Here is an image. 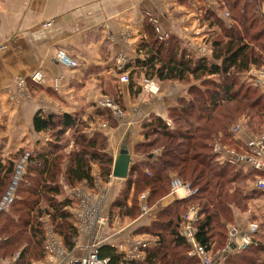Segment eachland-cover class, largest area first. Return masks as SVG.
<instances>
[{"label":"trees","instance_id":"obj_1","mask_svg":"<svg viewBox=\"0 0 264 264\" xmlns=\"http://www.w3.org/2000/svg\"><path fill=\"white\" fill-rule=\"evenodd\" d=\"M241 7L242 10L238 11V15L235 17L238 23L242 24L245 32H241L235 26L222 25V29L225 31L224 36H218L220 32L217 31L213 33V36H216L213 39V36L211 37L210 57L203 55L196 58L185 48H182L177 38L170 39L168 43L160 40L155 26L151 22L145 26L147 36L143 37L137 46V53L140 57L136 56L129 60L121 70L124 72L129 69L130 91L133 90L132 88L135 89V92L139 91V87L135 85V78L142 73L144 77L149 79L178 80L188 83L190 94L196 93L198 96L199 105H195L193 98L189 100L180 99L178 106L169 109L168 115L175 124L179 122L178 120L186 121L189 113H193L199 123L187 125L186 130H182L181 126L172 127L174 123L169 124L160 116H153L150 121L145 123L144 141L137 144L136 148H147L149 149L147 151H151L153 148L162 147V153L154 158L149 157L150 154L154 156L153 152L148 153V158L151 160L149 167L153 171L151 176L141 173L135 178L127 180V183L129 186L134 183L136 187L142 186L143 189L149 186L152 194H155L160 188L166 190L170 174L174 172L184 181H188L191 187H196L197 193L195 195L191 198L177 199L174 204L180 202V205H183L182 212L189 205L199 207L200 215H204V218L194 222V226H196L195 241L207 251L213 248V244H219L220 237L214 238L215 235L219 236V234L213 231L215 229L213 224L216 222L217 227H222L217 221L218 218L220 219L222 216L228 219V203L224 196L227 189H230L228 184L236 180L240 172L236 171V165L226 161L220 162L214 153L207 150L211 138L216 133L220 134L218 133L220 131H226L227 124L218 120L219 114L216 113V110L222 103L224 105L234 101H243L246 107L253 110V116L264 117L262 95H259L257 90L250 86L242 87L235 74V72L247 71L251 64L256 66L263 64L261 56L255 53V48L260 47L264 51V25L260 26L259 20L255 16L247 20L248 5L243 4ZM214 23L212 25H215ZM216 24L220 27L219 19H217ZM213 75H221L222 81L218 83L210 80ZM195 81L201 82L204 87L203 90H205L204 94L203 90L194 84ZM208 85L214 87L215 91L209 100H205ZM195 110H197V115ZM206 111L207 114H205ZM185 114L187 116H184ZM79 122L82 121L76 113L44 115L38 112L33 117L32 125H34L35 131L46 132L55 140L40 152H35V156L29 155V161L33 165L27 168L28 173L26 174L28 176L32 174L30 177L31 184L21 189L19 198L13 200L14 205H12L10 212L0 213V257L11 256L20 249L18 260L24 259L29 246L38 248V250L41 247L37 256H43L45 249L41 239L44 232L42 231V223L39 221L42 214L50 218L53 229L61 234L64 245L70 250L73 249L72 239L77 237L78 231L71 222L72 215L64 209L71 203L70 200L56 198L62 193V185L59 183V179L63 176L64 183L69 186L81 181L91 184L93 180L91 164H99L103 176L108 178L113 161L104 150L106 148L105 143L100 142L102 140L101 134L95 133L89 137L81 130L82 124ZM75 129L79 131V135L74 138L76 139L75 149L64 155L62 151L65 144L62 143L61 137L67 131H74ZM150 135H156V138L150 139ZM66 157L68 164L63 170L62 165ZM13 170V161L10 160L5 164L0 160V198L9 187ZM139 171L138 166L131 165L130 177L134 172L139 173ZM254 172V170H249L244 175L254 174ZM19 188H17L18 191ZM237 192L240 194L241 190L239 192L237 188ZM118 206L122 207L123 205L120 202ZM172 206H168V211L164 210L167 211V214L163 217H168L165 221L158 218L154 222L158 232H152V234L158 237L159 244L153 249L146 250L144 262L153 264L157 262L161 264L186 263L183 254L177 252L179 247L188 245L179 231L182 214L178 211L180 206L173 208L174 212L171 211ZM222 206L224 210L228 211L221 213ZM163 229H166L167 235L162 234L161 230ZM261 250L262 248L258 247L250 251L252 257H248L241 251L236 254L238 261L233 264H241L240 261L243 264H264V262L256 260V256L260 257ZM97 253L99 259H108L107 264H133L135 262V260L122 259V253L117 252L115 247L109 244H104L98 248Z\"/></svg>","mask_w":264,"mask_h":264},{"label":"crops","instance_id":"obj_2","mask_svg":"<svg viewBox=\"0 0 264 264\" xmlns=\"http://www.w3.org/2000/svg\"><path fill=\"white\" fill-rule=\"evenodd\" d=\"M208 1L0 0V146H5L4 152L8 153L15 143L30 144L33 149L43 144L37 142L47 133L36 132L32 125L38 112L44 115L76 113L78 117L82 114L83 119L96 116L90 123L91 131L86 133L90 137L102 132L103 124L99 123L100 115L96 111L100 109L101 99L110 96L118 97L126 111L117 124L115 120V125L107 128L109 151L114 159L121 146L129 153L134 144L142 142L140 126L147 115L163 117L179 99L186 97V91L174 83L173 94L163 89L152 99H147L142 92L131 94L129 83L119 81L123 66L140 57L137 46L147 36L146 24L152 22L171 35L187 36L183 30H189L194 24L193 10H201ZM207 28L211 30L206 31L209 36L214 30ZM59 50L75 59L78 65L65 67L57 63L54 57ZM186 50L195 53L191 46ZM37 71L43 80L38 83L30 79ZM21 82L24 83L22 90L19 89ZM9 143L12 145L8 146ZM177 194L176 198L165 195L161 206L186 198ZM115 232L102 230L101 234L104 238L109 235L106 239L115 244L121 242L124 249H132V239ZM158 240V237L152 238L144 251L153 245L157 247ZM212 256L218 259L217 254ZM6 258L0 257V264H8Z\"/></svg>","mask_w":264,"mask_h":264},{"label":"rangeland","instance_id":"obj_3","mask_svg":"<svg viewBox=\"0 0 264 264\" xmlns=\"http://www.w3.org/2000/svg\"><path fill=\"white\" fill-rule=\"evenodd\" d=\"M208 1V0H207ZM211 1V2H210ZM208 2H205L203 4V7L201 10H193L192 15L194 16V24L192 27L188 28L189 30H183L184 33H187V36H182L178 34L171 35L169 31H166L162 28L156 27L155 24V30L158 32V38L160 40L166 41L167 43L172 38H177L180 42V45L182 48L191 46L193 48V51L195 52L193 55L196 58H199L201 56H208L210 57L212 45H211V37L213 36V33H218V36L221 35L224 36L225 31L222 29V25L224 26H235L237 29H239L241 32H245L243 29V26L241 23H238V20L236 19V15H238V11L242 10V5L246 4L248 5V19H252V16H255L259 20L260 26L264 25V0H210ZM207 4V6H206ZM212 6V7H211ZM207 8H210V10H205ZM217 19L220 20V27L216 24ZM215 22V23H214ZM215 25H212V24ZM200 25H202L200 27ZM207 26L213 27L214 30L212 35L208 36L207 32L208 29ZM208 29V30H207ZM211 31V30H210ZM208 36V37H207ZM216 36V35H215ZM213 36L212 39L215 37ZM255 53L260 55L263 64L261 66H256L254 64H251L249 69L244 72H235L237 81L242 84V87L250 86L253 89H256L259 95H262V99L264 100V88H261L258 86L257 80L260 77V72L262 71L264 73V51L261 50V48H255ZM77 63V62H76ZM119 72V71H118ZM120 73V72H119ZM122 74L119 75V81L125 84L130 85V77L128 76V71L121 72ZM126 78V79H124ZM139 78V81L137 80ZM223 77L221 75H213L211 76L210 80L221 82ZM29 80V79H28ZM30 81V80H29ZM33 81V80H32ZM135 81H138V85L135 82L136 87H139V91L135 92V89L131 91V94L138 95L141 92L143 93V96H145L147 99L156 98L157 94H159L160 90H165L167 92H170V94H173V84L178 83L180 85V89L186 91V97L181 98L185 100H189L191 98L194 99L195 105H199L200 102L198 101L197 94L191 95L189 92V84L185 83L183 81H165V80H157L156 78H146L140 73L137 78H135ZM36 82V81H35ZM38 83V82H37ZM27 85V80L25 82ZM194 84L200 89L203 90L204 87L201 84L200 81H195ZM257 84V85H256ZM19 85L20 90L23 89L24 83L21 82ZM161 85V86H159ZM207 94H205L206 99L209 100V97L212 95V93L215 91L214 87L211 85L207 86ZM205 93V90H203V94ZM180 100V99H179ZM179 100L174 106H178ZM224 101V99H222ZM223 104V103H222ZM216 110V113L219 114L218 120L224 121L226 126V131H220L215 134L213 138H211L207 150L209 152H212L216 155V159L220 157L216 151H220L223 154H229L233 153L234 156H245L248 154L249 156H252L254 159L260 160V157H257V155L253 152V147L249 146V143L251 141H257L260 140L264 136V117H256L252 115L251 109L246 107L245 104H243V101H234L231 103H227L222 105ZM98 107L100 108L99 111H96V114L100 112L99 116V123H102L103 125L100 126V129H102V132L100 131L97 134H101V138L106 148L104 149L105 152L111 157V159L114 161L113 153L112 151H109V145L110 141H108L107 136V128L109 126L115 125L118 123V119L121 118L125 114L124 104L119 102L118 97L112 98V97H103L101 101L98 103ZM198 107V106H196ZM172 108V107H171ZM170 109V108H169ZM169 109L163 113V119L169 123L172 124L169 114ZM197 113V110H195V114ZM205 113V112H203ZM208 112L206 111L205 114ZM190 115L187 116L186 114L184 116H187V120H178V123H174L172 127L181 126L180 128L182 130H186L187 125H190L191 123L196 124L199 123L198 120H196V117H194L193 113H189ZM203 114V115H205ZM197 115V114H196ZM84 116H87V113H84ZM155 116L153 114H148L147 117L144 119V123L141 128V132L139 133V137L141 141H144L143 133L146 129H144L145 121L148 122L151 120V118ZM96 116H94L95 118ZM159 117V116H157ZM161 117V116H160ZM80 121H82L81 130L85 132V134L88 135L86 132H90L92 125L90 124L91 121L94 118H85L83 119V115H80ZM116 118V119H115ZM171 127V128H172ZM80 129V127H78ZM45 133V132H44ZM79 135V131L77 129L69 130L67 133L62 135V143L65 144L64 150L62 151V154H66L70 150L75 149L76 146V139ZM156 135H150V139L155 137ZM221 137V139H220ZM156 138V137H155ZM105 139V140H104ZM37 143L43 142L40 147H36L33 149V146H30V144L22 145L20 143H15V147L9 149L8 153H5L4 149L5 146H0V160L3 161L5 164L9 162L10 160L14 163V173L12 175L11 181L14 178V175L16 174V170L21 171L19 173L20 175V181L18 180V183L16 184V192H15V200L19 198L18 195L21 191V189L28 187L29 184H31L30 176H28L26 173H28L27 168L31 167L33 163H31L30 156H35V152H40L44 147L48 146L49 143L54 142V137L50 134H44V137H42ZM139 144V143H137ZM134 144L131 148V151L129 152L131 157V164L138 166L140 169L139 173L134 172V174L130 177L129 173L126 178H114L112 177V174L110 173L108 178H105L103 176V171L101 169V166L97 163L91 164V174L93 176V180L91 184H88L85 181H81L79 183H76L74 185H66L63 181V176L59 179V183L62 185V193L56 196L57 199H67L70 200V204L67 205L64 209L67 210L71 215V222H73L74 226L76 227V230L78 231L77 237H73V249H68L66 245H64L62 236L59 232H56L53 229V225L51 224V220L47 215H41V218L39 221H41L42 231L43 234V241L41 239V243L44 246L45 243H47V240L53 236L58 239L60 242V245H62L63 253L65 256L73 257V255L80 256L88 253L90 250V247H86L87 239L85 241V234L84 231L80 230V222H77L78 218V207L80 205V199L81 196H84L86 194H90L92 196V203L95 201V205H98V208H95L97 210L98 217L103 216L105 219V223L95 224L94 229L97 230L98 235L101 234L102 230L105 232H112L117 231L118 234H122L123 236H126L127 238L132 239V248L134 244H136L137 241H149L156 237L152 232H158V228L154 226V222L158 218H162L163 221L166 220L165 216L167 213V206H161L162 205V199L165 195H170L172 197H175L176 195L182 194V196L186 195V190H184L182 187H178L175 191L171 192L172 186H171V180L173 178H179L180 181L184 183H188V181H184L181 179L177 173L171 172L170 174V180L169 184H167V188L164 191V188H160L157 193L152 194V191L149 186H146L144 189L142 186L136 187L133 183L131 186L127 183V180L130 178H135L138 174H143L147 176H151L153 174L152 168H150V162H148V153H158L160 156L162 153V147H156L151 149V151H147L149 149L145 148H136V145ZM12 145L11 143L8 144ZM14 145V144H13ZM21 145V146H20ZM38 144H36L37 146ZM7 146V145H6ZM251 151V152H250ZM32 154V155H31ZM30 155V156H29ZM116 157V156H115ZM149 157H153L149 156ZM157 157V156H154ZM262 159H264V143H263V154L261 156ZM112 161V164H113ZM154 163V161H153ZM68 164V158H64L62 169L64 170L66 168V165ZM131 166V165H130ZM20 167V169H18ZM244 167V166H243ZM240 168L238 169V166L235 167L236 171H240L238 174V178L236 180L230 182L228 186H230V189H227V192L225 194L226 201L228 203V209L229 214L227 213V217H220L218 218L219 224H221L222 227L216 226V222L213 224L215 226L214 232H217L219 236L215 235V239L217 237H220L219 244L215 245L213 244V248H210L208 250V256H212L213 254L218 255V259L220 260V264H233L234 262L238 261V255H236L235 247L230 246L231 242L235 243L234 240V228L239 230V238L236 240L238 241V244L241 243L243 240L242 237H246L245 232L249 231L251 228V224H256L258 226V233L256 238H254L255 243L247 245L245 248L240 249V251H243L245 254L248 255V257H252L251 255L252 250L254 248L261 247L262 250L259 253L260 257L256 256V260L264 262V193L257 192L254 189V184L258 177H261L262 174L259 172H254V174H246L244 175L249 169L247 168ZM112 168V165H111ZM112 172V169H111ZM145 173V174H144ZM26 174V175H25ZM33 178V177H32ZM10 181V182H11ZM21 183V185H19ZM10 185V184H9ZM19 185V186H18ZM196 187L192 186L191 189H195ZM237 188L240 192V194L237 192ZM236 190V192H234ZM18 191V192H17ZM162 193V194H161ZM195 194L190 195L193 196ZM176 198V197H175ZM177 201V200H175ZM172 201L171 205V211L174 212L173 208H177V206H180L178 211L181 212V221H180V234L182 232H185V225L186 220H192L193 218L198 217L204 218V215H200L199 207L197 205L188 206L184 212L182 206L180 205V202ZM122 203V207L118 206L119 203ZM45 204V203H44ZM43 204V205H44ZM14 205V202L11 204L9 210L7 212H10V209ZM87 205H91L90 202H87ZM162 209H158L161 208ZM166 207V208H165ZM157 208V209H156ZM194 208V209H193ZM198 208V210H197ZM121 209V211H120ZM196 209V210H195ZM167 210V211H164ZM164 211V212H162ZM221 213H224L228 210H224L223 206L220 210ZM2 212V213H7ZM170 213V210H169ZM173 215V213H172ZM17 218V217H16ZM168 218V217H167ZM194 220L190 224L191 226L194 225ZM183 223V224H182ZM196 228V226H195ZM163 235H167L166 229L161 230ZM115 232V233H117ZM182 235V234H181ZM109 235L102 236L101 242L105 241L108 244L114 245L112 247H115L117 252H120L122 254L127 253V249L121 248L120 243L115 244V241L106 239ZM183 236V235H182ZM84 237V238H83ZM184 237V236H183ZM83 238V239H81ZM185 238V237H184ZM253 240V242H254ZM113 241V242H111ZM185 241L187 242L186 238ZM117 242V241H116ZM89 243V242H88ZM98 243V242H97ZM188 245L179 247L178 253H184L186 256L185 264H196L200 262V258L197 255H187V252L193 251L192 245L187 242ZM257 243V244H256ZM90 244V243H89ZM122 244V243H121ZM41 245V244H40ZM104 245V244H103ZM101 245V246H103ZM150 245H153V243H150ZM100 246V247H101ZM148 246V245H147ZM45 247V246H44ZM41 249V247H39ZM151 247L150 249H153ZM40 249L29 246L28 250L25 254L24 259H19L20 255V249L19 251L13 253L14 261L12 259V255L8 256L6 258L8 264H37V261H43L48 255V253L45 251L43 256L38 257L37 255L40 253ZM45 249V248H44ZM192 249V250H191ZM125 250V251H122ZM126 252V253H125ZM143 253V257H145L146 251L144 249L138 250L135 253ZM231 252V255H225V253ZM134 253V252H133ZM128 253L127 256H129ZM193 254V253H192ZM123 256V255H122ZM142 257V256H141ZM141 257H134L135 262L133 264H153V263H147V261H142ZM140 258V259H139ZM214 258V256H212ZM259 258V259H258ZM234 259V260H231ZM232 261V262H231ZM14 262V263H13ZM257 262V261H256ZM241 264L243 262L240 261Z\"/></svg>","mask_w":264,"mask_h":264},{"label":"built area","instance_id":"obj_4","mask_svg":"<svg viewBox=\"0 0 264 264\" xmlns=\"http://www.w3.org/2000/svg\"><path fill=\"white\" fill-rule=\"evenodd\" d=\"M55 60L57 63L62 64L65 67H75L78 64L76 63L75 59L70 57L68 54H66L63 50H59L55 54ZM260 77L257 80L258 86L261 88H264V73L261 71L260 72ZM31 80L36 81V82H41L42 76L41 74L37 71L33 75H31ZM126 79V78H124ZM257 85V84H256ZM263 143H264V136L257 141H251L249 143V146L253 147V152L257 155V157H260V160L254 159L252 156H249L246 154L245 156H239L236 155L234 156L233 153L229 154H223L219 150L216 151L220 155L218 157V160L220 162L226 161L227 163L234 164L238 166V169L242 168L243 166L249 170H254L255 172H259L262 174L261 177H258L255 184H254V189L257 192H263L264 193V159L261 158L263 154ZM251 152V151H250ZM243 167V168H244ZM20 169V167H18ZM15 171V170H14ZM16 174L14 175V178L10 182L9 187L5 191V193L1 196L0 198V213L2 212H7L11 206V204L14 202L15 192H16V184L18 183V180L20 181V175L19 173L21 171L16 170ZM171 192L175 191L178 187H182L184 190H186V197H190L192 194L197 193V188L191 189L190 183H184L180 181L179 178H173L171 180ZM92 195L86 194L84 196H81L82 198L80 199V205L78 207V218L77 222H80V230L82 232L84 231L85 236L88 238L86 247H90V250L88 253L80 256L73 255V257L65 256L63 253V248L62 245H60V242L58 239L56 240L55 237L51 236L48 240L47 243H45V251L48 253L47 257L43 259V261H37V264H50V263H55V264H107L108 259H99L98 257V248H100L101 245L103 244H108L104 243L103 241L101 242L102 234L98 235L97 230L94 229L95 224H100L105 223V219L103 216L98 217L99 214H97V210L95 208H98V205H95V201L92 203L91 197ZM192 197V196H191ZM87 202L91 205H87ZM194 209V208H193ZM196 210V209H195ZM198 210V208H197ZM198 217L193 218L190 220L191 222L194 220L196 221ZM189 220H186V225H185V232H182L181 234L186 238L187 242H189L192 245L193 248V255H197L200 258L201 264H220L219 259H214L212 256H208V251L201 246L197 241H195V232L196 228L195 226H191ZM194 223V222H193ZM183 224V223H182ZM251 228L249 231H246L244 235L246 237H242L243 241L238 244V241H236L239 238V234L237 229L234 228V242L230 243V246L235 247V252H239L240 249L245 248L247 245L254 244L257 233H258V226L256 224H251ZM105 239V238H103ZM254 240V242H253ZM90 244H89V243ZM98 242V243H97ZM149 241H137L136 244H134L133 248L129 250V254H122V259L124 260H130L133 261L134 257H140V252L135 253L138 250H141L145 248ZM257 244V243H256ZM112 246V245H111ZM120 247L122 248V244L120 243ZM134 252V253H133ZM143 256V255H142ZM140 259V258H139Z\"/></svg>","mask_w":264,"mask_h":264},{"label":"water","instance_id":"obj_5","mask_svg":"<svg viewBox=\"0 0 264 264\" xmlns=\"http://www.w3.org/2000/svg\"><path fill=\"white\" fill-rule=\"evenodd\" d=\"M116 157L112 165V177L126 178L130 171L131 156L124 146H121L116 152ZM153 154H150L152 156Z\"/></svg>","mask_w":264,"mask_h":264}]
</instances>
